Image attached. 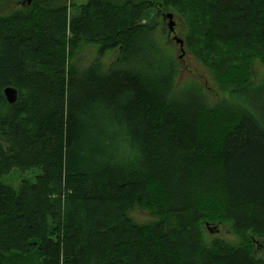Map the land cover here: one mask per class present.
Listing matches in <instances>:
<instances>
[{"label":"trees","instance_id":"trees-1","mask_svg":"<svg viewBox=\"0 0 264 264\" xmlns=\"http://www.w3.org/2000/svg\"><path fill=\"white\" fill-rule=\"evenodd\" d=\"M25 1L0 13V264H264L252 243L264 237V81H251L264 52L218 49L264 50V0H89L74 16ZM174 8L230 98L173 94L156 18ZM81 44L97 50L79 70ZM14 168L40 172L16 189L2 180ZM135 207L154 219L137 222ZM210 220L240 242L196 238Z\"/></svg>","mask_w":264,"mask_h":264},{"label":"rangeland","instance_id":"rangeland-1","mask_svg":"<svg viewBox=\"0 0 264 264\" xmlns=\"http://www.w3.org/2000/svg\"><path fill=\"white\" fill-rule=\"evenodd\" d=\"M32 1V0H31ZM48 1V0H45ZM89 0H53L52 7L66 6L67 13L70 16H74L79 11V6L87 3ZM112 2L123 3L126 0H111ZM29 6L25 0H3L0 2V13L9 14L19 8H27ZM30 9V7H29ZM171 13L176 23L174 31L169 30V18L165 17V14ZM187 18L182 12L177 9H169L165 11L161 16L156 18V36L159 43V54L156 60L163 62L165 57H169L174 65L177 67V76L174 85V95H179L182 92L195 88L200 90L205 99L214 104L223 98H230V91L221 87L217 80V75L214 70L205 64L195 53L194 49L187 44V35L193 31L192 24L187 23ZM201 41L208 39L205 35L201 36ZM176 38L183 40L181 45L177 42ZM204 38V39H203ZM213 39V38H211ZM220 50L226 48H232L238 53L244 54L247 57H252L264 52L256 48L247 49L235 44L230 45H218ZM97 48L91 44L80 45L74 55L72 63L79 69L87 67L89 63L96 57ZM118 50H109L103 57H101V64L104 69H109L113 66L114 62L118 61ZM251 81L255 83H262L264 81V60L260 57H255L252 61ZM40 172L39 169L20 170L14 168L10 173L5 174L2 180L10 184L12 187L18 189L23 179H34L35 175ZM131 217H133L139 223H145L152 221L154 217L151 213L144 209L135 207L129 211ZM183 224H190L191 222L187 218H179ZM194 226V225H193ZM232 222H223L210 220L209 223L200 222L199 228L195 229V236L199 240H204L206 244L211 245L215 238H222L232 243H239L240 238L235 233ZM253 247H255L256 254L260 257H264V237L257 238L253 236Z\"/></svg>","mask_w":264,"mask_h":264},{"label":"water","instance_id":"water-1","mask_svg":"<svg viewBox=\"0 0 264 264\" xmlns=\"http://www.w3.org/2000/svg\"><path fill=\"white\" fill-rule=\"evenodd\" d=\"M28 3L30 4L31 3V0H28ZM165 17L166 18H169V30L170 31H174L175 28H176V23L174 22V18H173V15L171 13H167L165 14ZM177 42H179L181 45L183 44V40L179 39V38H176ZM18 95H19V92H18V89L15 87V86H9L5 89V96L8 100L9 103L13 104L17 101L18 99Z\"/></svg>","mask_w":264,"mask_h":264}]
</instances>
